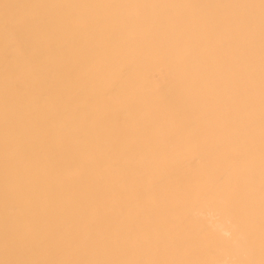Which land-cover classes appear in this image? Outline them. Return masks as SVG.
<instances>
[{
  "label": "bare ground",
  "instance_id": "1",
  "mask_svg": "<svg viewBox=\"0 0 264 264\" xmlns=\"http://www.w3.org/2000/svg\"><path fill=\"white\" fill-rule=\"evenodd\" d=\"M0 264H264V0H0Z\"/></svg>",
  "mask_w": 264,
  "mask_h": 264
}]
</instances>
